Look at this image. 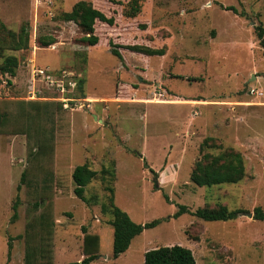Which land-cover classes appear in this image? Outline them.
Segmentation results:
<instances>
[{
  "label": "rangeland",
  "instance_id": "374dc122",
  "mask_svg": "<svg viewBox=\"0 0 264 264\" xmlns=\"http://www.w3.org/2000/svg\"><path fill=\"white\" fill-rule=\"evenodd\" d=\"M78 1L0 0V39L22 28L29 33L27 50L0 48V64L7 55L19 59L15 77L0 75V99H35L56 112L47 124L54 130L53 264L84 258V227L100 237L91 264H144L146 251L176 244L190 248L197 264H264V221L246 214L264 204V48L256 29L264 28V0H136L134 18L125 11L131 0H86L116 19L113 26L96 22L95 48L81 40L86 33L76 23L62 19ZM41 35L57 42L41 47ZM110 41L123 46V62ZM128 45L164 55L147 56ZM43 68L62 85L35 73ZM27 144L25 134H0V151L14 159L1 186L0 264L4 243L8 251L12 245L8 264H24L25 228L44 206L34 207L21 183ZM229 148L243 156L242 179L211 187L191 180L204 154ZM84 163L97 175L82 200L72 175ZM105 186L115 188L116 204L136 223L160 220L118 258L111 215L102 207ZM179 205L191 212L220 205L243 211L236 219L206 221L191 212L174 217Z\"/></svg>",
  "mask_w": 264,
  "mask_h": 264
},
{
  "label": "trees",
  "instance_id": "16d2710c",
  "mask_svg": "<svg viewBox=\"0 0 264 264\" xmlns=\"http://www.w3.org/2000/svg\"><path fill=\"white\" fill-rule=\"evenodd\" d=\"M113 3L122 4L119 0H110ZM126 15L134 18L140 12V6L136 0L128 2ZM227 9L237 12L234 6ZM62 19L67 22L76 23L83 32L86 33L81 40L92 48L99 44V36L95 32L97 21L115 25V16H108L104 11L93 6L91 2L80 0L74 4L70 11L62 14ZM3 28V25H1ZM257 35L261 46L264 48V28L257 26ZM57 42L53 35H41L38 37V43L41 47H49ZM18 51L29 48V33L22 28L18 34L8 31L0 39V48ZM111 53L121 62L124 61L120 47L113 41H110ZM125 48L145 54L147 56L164 55L163 50L152 49L140 45H128ZM264 54V52H263ZM86 60V57H84ZM19 59L15 55H7L0 64V75L15 77ZM9 82H11L9 80ZM85 79L79 80V87L82 89ZM85 97V96H83ZM42 102L35 99L28 101H10L0 99V134H25L27 136V157L28 164L22 172L21 183L26 185L27 196L35 199L34 207L44 205L40 212L28 222L23 235L26 243V253L24 264H53V233H54V214H53V182L54 173L51 167L54 153V130L47 127V124L55 121L56 112L42 107ZM61 109L62 103H57ZM207 142L204 143L206 145ZM245 167L243 156L231 148L222 150L219 154L213 155L206 153L198 160L191 171V180L198 186L211 187L223 183H235L244 177ZM97 175V171L89 167L87 163L78 165L73 171V180L75 183L74 193L77 197L85 200V188ZM21 184L18 185L20 190ZM108 191L107 202L103 203L104 212L111 215L110 225L114 230L113 238V257L118 258L125 253L132 240L140 235L144 229L153 228L160 223L155 219L147 223H136L128 212L120 208L115 202V188L105 186ZM166 198L169 199L168 195ZM20 204L19 195L13 203L12 220L18 218V206ZM243 210H230L226 205H220L216 208L201 207L191 212L186 205H179L178 211L174 217L183 213L191 212L206 221L230 220L236 219ZM254 218L264 221V204L254 209ZM84 258L81 261L69 262L67 264H91L99 256L100 237L96 234L87 233L84 227ZM21 237V236H19ZM12 245L9 243L8 255L11 254ZM9 261V259H8ZM8 264V262L6 263ZM144 264H197L195 255L190 248L182 245L159 246L148 250L145 253Z\"/></svg>",
  "mask_w": 264,
  "mask_h": 264
},
{
  "label": "crops",
  "instance_id": "0c3cea01",
  "mask_svg": "<svg viewBox=\"0 0 264 264\" xmlns=\"http://www.w3.org/2000/svg\"><path fill=\"white\" fill-rule=\"evenodd\" d=\"M13 162L14 159L11 158V155L9 153L0 151V198H1V186L3 187V185L7 184L6 181L7 178L9 177L8 174L14 168ZM5 246L6 244L4 243V246H2V251H3L2 254L5 257L2 258V262L4 261L3 263L6 264L8 261L7 258L8 249L5 250Z\"/></svg>",
  "mask_w": 264,
  "mask_h": 264
},
{
  "label": "built area",
  "instance_id": "2783aa9c",
  "mask_svg": "<svg viewBox=\"0 0 264 264\" xmlns=\"http://www.w3.org/2000/svg\"><path fill=\"white\" fill-rule=\"evenodd\" d=\"M35 73H37L38 76H41V78H43V80L50 82L52 85H56L57 87H60L62 85L60 82H58V81H60L59 80L60 78L55 77L54 74L52 72H50L48 68L37 69L35 71ZM250 93L254 94L255 89H253V88L250 89Z\"/></svg>",
  "mask_w": 264,
  "mask_h": 264
},
{
  "label": "water",
  "instance_id": "95a60500",
  "mask_svg": "<svg viewBox=\"0 0 264 264\" xmlns=\"http://www.w3.org/2000/svg\"><path fill=\"white\" fill-rule=\"evenodd\" d=\"M253 77H255V75ZM156 186L158 187V184H156ZM246 214L249 217H253L254 216V213H252V212H247Z\"/></svg>",
  "mask_w": 264,
  "mask_h": 264
}]
</instances>
